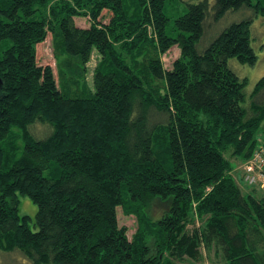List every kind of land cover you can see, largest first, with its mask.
I'll return each instance as SVG.
<instances>
[{
    "label": "trees",
    "instance_id": "1",
    "mask_svg": "<svg viewBox=\"0 0 264 264\" xmlns=\"http://www.w3.org/2000/svg\"><path fill=\"white\" fill-rule=\"evenodd\" d=\"M176 1L0 0V255L182 264L206 250L264 264V196L243 192L231 162L264 136V76L248 93L230 64L257 62L253 18L200 47L210 24L242 8L264 15V0H185L182 14ZM49 33L58 76L39 60ZM95 53L93 89L69 95L62 57L87 67ZM19 195L38 205L36 230ZM156 199L170 206L152 218ZM118 207L137 218L132 238Z\"/></svg>",
    "mask_w": 264,
    "mask_h": 264
},
{
    "label": "rangeland",
    "instance_id": "2",
    "mask_svg": "<svg viewBox=\"0 0 264 264\" xmlns=\"http://www.w3.org/2000/svg\"><path fill=\"white\" fill-rule=\"evenodd\" d=\"M172 10H179L180 13H184L188 9V4L185 0H177L175 5H170L169 7ZM263 13V12H262ZM257 10V7L254 6L253 8H242L240 10L229 11L226 15L219 21L213 22V24L209 25L208 32L205 33L204 37L201 40L200 47L204 48L207 46L213 39L216 37L226 26L230 23L235 21H240L244 18H253V25H252V41L255 51L257 53V62L254 65L249 64H242L237 59H231L230 64L235 69V71L240 75L241 78H247L249 83L247 85V92L250 93L258 80L264 76V15ZM173 15V13H170ZM77 22L80 25H89V20L86 17H77ZM109 16L105 18L104 21H108ZM180 49L178 46L172 47L166 53L162 55V59L164 62L165 67L169 68L172 66L173 62L179 57ZM39 60L44 65H50L55 74L57 75V57L54 50L53 39L51 33L48 34L46 40L40 45L39 50ZM62 61H64V77L66 78L63 84L69 95L71 96H86L89 91L93 89V74L96 64L98 63V57L96 53L93 55L91 61L88 63L87 67H83L81 61L79 60L78 56L73 55H66L62 57ZM72 67L74 71L71 73L67 70ZM58 76V75H57ZM72 76L74 79L72 80L69 78ZM155 83L159 82L157 80L154 81ZM260 146H264V136L259 137L256 142V149ZM231 162L236 167L239 163L242 162L240 157H233L231 158ZM241 176V175H240ZM237 179L239 180L241 187L244 193H248L253 190L251 185H246V182L239 178L237 174ZM257 191V190H256ZM259 194L260 192L264 196V189H258L257 191ZM19 210L21 215H28L31 217L30 226L33 230H36L37 226L35 225V220L38 212V205L32 201L29 196L19 195ZM170 206L169 200L163 201L160 199H156L153 202V205L150 209V215L152 218L160 217L165 210H167ZM118 219L119 224L121 226L127 227V233L129 238H132L134 233L137 230V218L134 214H127L123 211L122 207H118ZM190 228H192L190 226ZM204 259L201 261H194L190 258H187L185 262L182 264H221V259L215 258V262L212 261L207 251L204 250ZM30 264L27 260H25L19 253H13L10 255L3 254L0 255V264Z\"/></svg>",
    "mask_w": 264,
    "mask_h": 264
},
{
    "label": "built area",
    "instance_id": "3",
    "mask_svg": "<svg viewBox=\"0 0 264 264\" xmlns=\"http://www.w3.org/2000/svg\"><path fill=\"white\" fill-rule=\"evenodd\" d=\"M241 179L248 185L264 189V146L258 147L253 155L244 161Z\"/></svg>",
    "mask_w": 264,
    "mask_h": 264
},
{
    "label": "crops",
    "instance_id": "4",
    "mask_svg": "<svg viewBox=\"0 0 264 264\" xmlns=\"http://www.w3.org/2000/svg\"><path fill=\"white\" fill-rule=\"evenodd\" d=\"M243 163L244 162H241V163H239L236 167H234V169H233V175L235 176V177H237V174H238V176H239V178H240V175H241V172H242V166H243ZM241 179V178H240ZM247 185V184H246ZM260 194H262L261 192H260Z\"/></svg>",
    "mask_w": 264,
    "mask_h": 264
},
{
    "label": "clouds",
    "instance_id": "5",
    "mask_svg": "<svg viewBox=\"0 0 264 264\" xmlns=\"http://www.w3.org/2000/svg\"><path fill=\"white\" fill-rule=\"evenodd\" d=\"M240 178H241V176H240Z\"/></svg>",
    "mask_w": 264,
    "mask_h": 264
}]
</instances>
